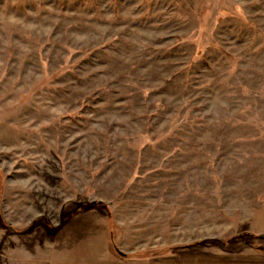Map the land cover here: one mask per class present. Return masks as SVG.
<instances>
[{"label": "rangeland", "instance_id": "1", "mask_svg": "<svg viewBox=\"0 0 264 264\" xmlns=\"http://www.w3.org/2000/svg\"><path fill=\"white\" fill-rule=\"evenodd\" d=\"M0 264H264V0H0Z\"/></svg>", "mask_w": 264, "mask_h": 264}, {"label": "water", "instance_id": "2", "mask_svg": "<svg viewBox=\"0 0 264 264\" xmlns=\"http://www.w3.org/2000/svg\"><path fill=\"white\" fill-rule=\"evenodd\" d=\"M117 251V253L119 254V255H121V256H125L122 252H120V251H118V250H116Z\"/></svg>", "mask_w": 264, "mask_h": 264}, {"label": "trees", "instance_id": "3", "mask_svg": "<svg viewBox=\"0 0 264 264\" xmlns=\"http://www.w3.org/2000/svg\"><path fill=\"white\" fill-rule=\"evenodd\" d=\"M3 225H5V223H3Z\"/></svg>", "mask_w": 264, "mask_h": 264}]
</instances>
